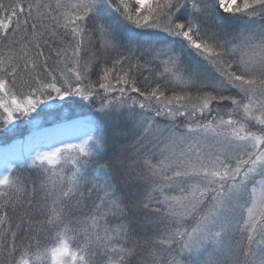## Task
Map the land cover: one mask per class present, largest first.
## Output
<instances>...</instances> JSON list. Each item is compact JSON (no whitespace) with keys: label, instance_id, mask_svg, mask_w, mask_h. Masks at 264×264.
I'll use <instances>...</instances> for the list:
<instances>
[{"label":"snow or ice","instance_id":"6c2138e0","mask_svg":"<svg viewBox=\"0 0 264 264\" xmlns=\"http://www.w3.org/2000/svg\"><path fill=\"white\" fill-rule=\"evenodd\" d=\"M0 264H264V0H0Z\"/></svg>","mask_w":264,"mask_h":264},{"label":"rangeland","instance_id":"374dc122","mask_svg":"<svg viewBox=\"0 0 264 264\" xmlns=\"http://www.w3.org/2000/svg\"><path fill=\"white\" fill-rule=\"evenodd\" d=\"M91 111H92V109H91V107L89 105H87V102H81V106L76 109V111H75V113H73V115H78V114H81V113L87 114V113H90ZM52 119L53 118L49 117L47 119L46 123H48ZM22 133H23V136L26 138V136L28 134V129L27 128L22 129Z\"/></svg>","mask_w":264,"mask_h":264},{"label":"trees","instance_id":"16d2710c","mask_svg":"<svg viewBox=\"0 0 264 264\" xmlns=\"http://www.w3.org/2000/svg\"><path fill=\"white\" fill-rule=\"evenodd\" d=\"M46 122H47V120L45 121V124H46ZM52 122H54V119H52L51 121H49L48 124L49 123H52Z\"/></svg>","mask_w":264,"mask_h":264}]
</instances>
